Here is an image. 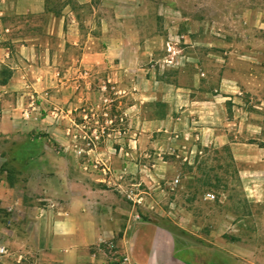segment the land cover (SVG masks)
<instances>
[{
	"label": "crops",
	"instance_id": "crops-1",
	"mask_svg": "<svg viewBox=\"0 0 264 264\" xmlns=\"http://www.w3.org/2000/svg\"><path fill=\"white\" fill-rule=\"evenodd\" d=\"M160 7H148L145 0H0V141L26 144L19 153L22 163L13 152L0 153V209L19 223L15 229L0 227L16 245L14 264H110L99 251L109 241L129 255L131 264H182L167 225L171 220L158 205L171 162L146 150L164 144L180 158L228 145L232 159L243 163L261 155L263 147L250 149L259 139L245 135L244 121L234 116L243 111L238 102L245 95L264 87V10L258 7L245 12L243 29L252 33L247 45L233 42L223 52V62L235 65L225 64L216 89H197L198 70L193 69L189 85L167 84L176 97L165 101V113L149 123L143 120L135 142L140 154L156 159V168L149 181L140 166V181L131 185L138 186L132 189L138 191L135 205L124 193L125 184L110 189L85 179L81 153L71 149L68 136L70 114L83 97L84 64L119 59L125 74L136 71L148 58L140 30L149 20L157 28ZM219 42L222 48L229 43ZM190 60L198 68L200 57ZM245 63L252 71H244ZM149 126L161 135H149ZM38 133L43 137L32 139ZM125 155L132 174L134 154Z\"/></svg>",
	"mask_w": 264,
	"mask_h": 264
},
{
	"label": "rangeland",
	"instance_id": "rangeland-1",
	"mask_svg": "<svg viewBox=\"0 0 264 264\" xmlns=\"http://www.w3.org/2000/svg\"><path fill=\"white\" fill-rule=\"evenodd\" d=\"M145 1L151 8L161 6L163 13L158 18L157 28L149 20L140 30L142 39L147 40V60L142 65L138 62L133 68L136 71L129 74L124 73L119 59H104L91 67L85 63L83 97L78 109L70 114L71 127H68V136L72 139L70 147L81 153L85 179L110 189L125 184L124 193L132 192L133 205L138 191L132 189L138 186L131 185L140 181V166L149 181H152L150 173L156 168V159L150 153L140 154L135 141L143 120L149 123L160 118L165 113V101L176 97L167 84L189 85L194 69L198 70L197 89H216L225 64L227 68L235 65L223 62V52L231 48L228 45L233 42L247 45L250 38L246 36L252 34L243 29L245 12L258 7L264 10V0ZM189 37L195 42L194 46L189 44ZM221 40L229 42L226 48L219 46ZM107 48L101 49L106 51ZM195 55L200 57L196 62L198 68H194L190 60ZM141 66L146 70L141 72ZM242 68L252 71L246 63ZM204 70L207 74L201 75ZM238 103L242 104L243 111L233 113L244 121L245 135L259 139L250 149L256 150L255 145L264 148V87L254 95H245ZM257 106L260 109H256ZM227 128L230 134L234 132V127ZM148 134L154 138L161 135L150 126ZM31 137L43 135L38 133ZM248 141L244 144H251ZM48 143L55 149L54 143ZM25 145L23 139L0 141V153L13 152L14 160L22 163L19 153ZM159 147L146 151L161 153L171 162L158 205L160 211L167 214L165 219L171 220L167 225L176 236L177 259L182 264H264V149L257 160L249 158V162L243 163L232 159L228 145L206 154L195 152L190 157L188 153L180 158L175 157L168 146L160 144ZM171 147L174 151L175 147ZM244 148L249 149V145ZM127 151L134 154L132 174L126 170L128 155L124 156V152ZM248 151L251 156L252 150ZM175 179L178 183L173 186ZM146 192L149 198L156 199L153 190L148 188ZM208 194L214 198H209ZM6 213L0 209V227L19 228V223L8 219ZM19 238L23 236L19 234ZM0 246L7 249V254L0 256V264H14L17 248L10 234L0 231Z\"/></svg>",
	"mask_w": 264,
	"mask_h": 264
},
{
	"label": "built area",
	"instance_id": "built-area-1",
	"mask_svg": "<svg viewBox=\"0 0 264 264\" xmlns=\"http://www.w3.org/2000/svg\"><path fill=\"white\" fill-rule=\"evenodd\" d=\"M177 183L178 179H175L171 184L175 186ZM131 196H133L131 191L129 192V194L126 193V197L128 199H131L132 201L133 199ZM207 196L211 199L214 198V196L210 194H208ZM43 202L46 201L43 200ZM99 251H102L104 253L110 264H131L129 255L126 252H122L113 241H109L103 246L99 247ZM6 253V248L4 246H0V256H4L6 255Z\"/></svg>",
	"mask_w": 264,
	"mask_h": 264
},
{
	"label": "trees",
	"instance_id": "trees-1",
	"mask_svg": "<svg viewBox=\"0 0 264 264\" xmlns=\"http://www.w3.org/2000/svg\"><path fill=\"white\" fill-rule=\"evenodd\" d=\"M56 148V147H55Z\"/></svg>",
	"mask_w": 264,
	"mask_h": 264
}]
</instances>
